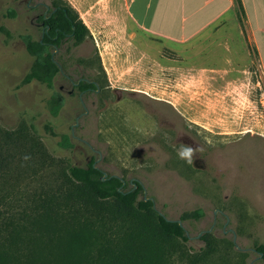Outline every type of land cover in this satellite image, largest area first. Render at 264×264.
I'll list each match as a JSON object with an SVG mask.
<instances>
[{
	"label": "rangeland",
	"instance_id": "374dc122",
	"mask_svg": "<svg viewBox=\"0 0 264 264\" xmlns=\"http://www.w3.org/2000/svg\"><path fill=\"white\" fill-rule=\"evenodd\" d=\"M55 1L87 29L56 61L102 92L82 103L61 73L52 86L25 84L34 64L25 38L40 40L45 12L33 8L52 0H0V128L35 139L51 161L17 164L3 187L11 206L55 188L69 166L95 162L106 178H120L126 190L140 186L139 200L153 199L165 218L182 221L188 241L175 264H264L255 249L264 244V78L237 19L176 44L137 22L126 0ZM159 141L163 147L151 145ZM182 145L199 149L193 164L178 157ZM210 230L207 257L202 237Z\"/></svg>",
	"mask_w": 264,
	"mask_h": 264
},
{
	"label": "trees",
	"instance_id": "16d2710c",
	"mask_svg": "<svg viewBox=\"0 0 264 264\" xmlns=\"http://www.w3.org/2000/svg\"><path fill=\"white\" fill-rule=\"evenodd\" d=\"M51 6L56 12L47 21L41 18L50 26L49 34L42 42L25 38L34 57L25 84L38 81L52 86L59 68L50 45L59 46L53 40L57 36L72 34L77 45L87 39L86 27L69 7L55 0ZM34 161L51 163L35 139L0 128V264H175L185 256V228L162 216L154 202L139 200L140 186L126 190L114 176L102 181L104 173L95 162L84 168L69 166L67 179L28 195L15 209L3 187L13 182L18 163L32 166ZM211 237L208 231L202 237L207 257L213 253ZM255 249L264 261V244Z\"/></svg>",
	"mask_w": 264,
	"mask_h": 264
},
{
	"label": "crops",
	"instance_id": "0c3cea01",
	"mask_svg": "<svg viewBox=\"0 0 264 264\" xmlns=\"http://www.w3.org/2000/svg\"><path fill=\"white\" fill-rule=\"evenodd\" d=\"M129 13L152 34L175 42H191L228 18L237 19L244 51H253L264 78V0H126ZM142 1V12H135Z\"/></svg>",
	"mask_w": 264,
	"mask_h": 264
},
{
	"label": "flooded vegetation",
	"instance_id": "af4514ba",
	"mask_svg": "<svg viewBox=\"0 0 264 264\" xmlns=\"http://www.w3.org/2000/svg\"><path fill=\"white\" fill-rule=\"evenodd\" d=\"M41 6L45 7V12L43 14H41L40 16H38V25H39V27L42 28V36H41L39 41L42 42L44 35L49 34V32L51 31L50 26H45L44 21L49 20V18L53 15V13L56 12V9H53L51 5H42V4H38V5L34 6L33 9L37 10ZM42 17H43L44 21H41ZM72 29H73V31H76L75 26H72ZM56 31H57V33H59L61 30L56 29ZM62 34L64 35L62 38L57 36L55 39H53V40L59 41V46H57L55 44L50 45V48H52V50H53L52 59L55 62V64L57 65V67L59 68V73H61L65 77V79L67 81H69V83L72 87V90L69 92V94L72 95L75 93V91L79 92L80 100L83 103L84 95H88V94H92V93H94L95 95H100V93L102 92V88L97 81H95L92 77H88L85 74H82L79 78H77V80H74L71 76L64 73L63 68L65 65L64 64L59 65V63L56 61V57L59 55L58 57L60 58L63 51L68 52V50L71 48L70 44H72L73 46H77V44L75 43V40H73L72 34H67L65 32H63ZM79 45H81V44H79ZM74 69H75V67H74ZM61 90H64V88H62ZM156 141L157 140H154V142H156ZM160 142L161 141H159L158 143H153L151 145H154L156 147H163L164 144H162V142L161 143ZM169 155L171 156L172 154L169 153ZM154 158L156 160H161V157H154ZM132 182H134V180Z\"/></svg>",
	"mask_w": 264,
	"mask_h": 264
},
{
	"label": "clouds",
	"instance_id": "9594fccd",
	"mask_svg": "<svg viewBox=\"0 0 264 264\" xmlns=\"http://www.w3.org/2000/svg\"><path fill=\"white\" fill-rule=\"evenodd\" d=\"M198 148H193L191 146L182 145L180 150L178 151V157L181 160L186 161L188 164H193L194 157L196 156Z\"/></svg>",
	"mask_w": 264,
	"mask_h": 264
},
{
	"label": "water",
	"instance_id": "95a60500",
	"mask_svg": "<svg viewBox=\"0 0 264 264\" xmlns=\"http://www.w3.org/2000/svg\"><path fill=\"white\" fill-rule=\"evenodd\" d=\"M78 120H79V119H78ZM106 177H107V174H104V175H103V178H102V181H105ZM122 182H123V184L125 185V181L122 180ZM136 188H137V187H136V185H135V189H136ZM149 200L152 201V202H154L153 199H147V198L145 199L146 202L149 201ZM161 215H162V214H161ZM162 216H163V215H162ZM178 223L183 227L182 221L179 220ZM208 232H211V230L208 231ZM203 234H204V233H201V234L199 235V237H201ZM233 234H234V243L236 244L237 236H236V234H235L234 232H233ZM187 235H188V234H187ZM236 248H237L238 250H240V247H239L238 245L236 246ZM261 257H262V256H261Z\"/></svg>",
	"mask_w": 264,
	"mask_h": 264
}]
</instances>
